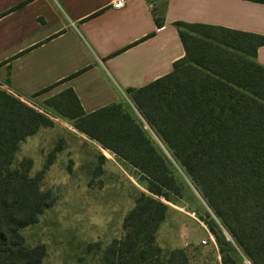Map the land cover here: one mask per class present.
I'll return each instance as SVG.
<instances>
[{
	"label": "trees",
	"instance_id": "obj_1",
	"mask_svg": "<svg viewBox=\"0 0 264 264\" xmlns=\"http://www.w3.org/2000/svg\"><path fill=\"white\" fill-rule=\"evenodd\" d=\"M161 24L156 19L157 27ZM175 26L184 57L169 74L127 89L129 103L86 114L66 89L43 104L137 169L147 183L148 195L140 194L124 217L123 235L106 246L103 264H191L187 249L164 252L156 243L168 209L159 199L170 202L171 195L182 194L142 125L154 131L244 258L264 264V67L255 61L264 36L200 24ZM52 125L45 114L0 89V264H43L44 245L25 246L21 230L37 223L54 200L40 190L44 170L31 177L32 161L26 158L16 169L11 165L22 141ZM206 228L219 244L221 264H241L229 242L212 226Z\"/></svg>",
	"mask_w": 264,
	"mask_h": 264
},
{
	"label": "crops",
	"instance_id": "obj_2",
	"mask_svg": "<svg viewBox=\"0 0 264 264\" xmlns=\"http://www.w3.org/2000/svg\"><path fill=\"white\" fill-rule=\"evenodd\" d=\"M115 2L0 0V87L26 101L81 71L32 99L41 102L72 89L89 114L126 103L127 89L172 71L185 55L176 23L264 36V0H125L121 9L112 7ZM255 61L264 67V47ZM202 229L207 239L213 237Z\"/></svg>",
	"mask_w": 264,
	"mask_h": 264
},
{
	"label": "rangeland",
	"instance_id": "obj_3",
	"mask_svg": "<svg viewBox=\"0 0 264 264\" xmlns=\"http://www.w3.org/2000/svg\"><path fill=\"white\" fill-rule=\"evenodd\" d=\"M22 102L38 112L42 110L53 122L19 144L11 165L16 169L26 158L32 161L31 177L44 170L40 190L49 192L54 200L37 223L21 230L25 246L44 245L43 264H103L106 246L123 235L124 217L140 194L148 195L147 183L137 169L78 132L72 121L45 108L44 101ZM128 106L136 115L135 108ZM142 128L169 166L182 194L180 198L171 195L170 202L159 199L168 209L157 231V244L168 252L185 241L189 243L187 249L192 248L191 264H219V244L214 246L202 231L210 225L221 241L229 242L241 264H250L154 131L145 125ZM201 240L207 241L206 245Z\"/></svg>",
	"mask_w": 264,
	"mask_h": 264
},
{
	"label": "built area",
	"instance_id": "obj_4",
	"mask_svg": "<svg viewBox=\"0 0 264 264\" xmlns=\"http://www.w3.org/2000/svg\"><path fill=\"white\" fill-rule=\"evenodd\" d=\"M124 3H125V0H116V2L114 3V4H112V7L113 8H115V9H121L123 6H124ZM41 111V113H43L44 114V112L42 111V110H40ZM47 117H49L47 114H45ZM210 241L213 243V245L215 246V242H214V238L213 237H211L210 238ZM206 242L207 241H204V240H202L201 241V244L202 245H206Z\"/></svg>",
	"mask_w": 264,
	"mask_h": 264
}]
</instances>
